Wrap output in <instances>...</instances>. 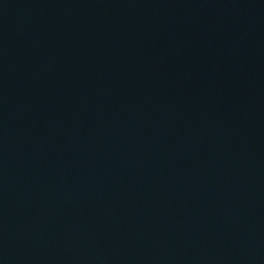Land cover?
<instances>
[{
	"label": "water",
	"instance_id": "1",
	"mask_svg": "<svg viewBox=\"0 0 264 264\" xmlns=\"http://www.w3.org/2000/svg\"><path fill=\"white\" fill-rule=\"evenodd\" d=\"M0 264H264V0H1Z\"/></svg>",
	"mask_w": 264,
	"mask_h": 264
}]
</instances>
